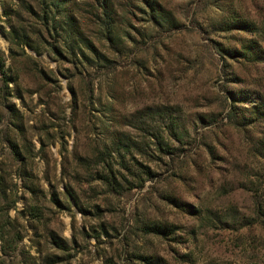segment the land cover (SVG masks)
<instances>
[{
  "label": "rangeland",
  "instance_id": "374dc122",
  "mask_svg": "<svg viewBox=\"0 0 264 264\" xmlns=\"http://www.w3.org/2000/svg\"><path fill=\"white\" fill-rule=\"evenodd\" d=\"M0 264H264V0H0Z\"/></svg>",
  "mask_w": 264,
  "mask_h": 264
}]
</instances>
